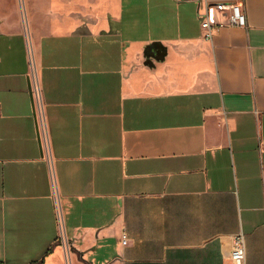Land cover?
Masks as SVG:
<instances>
[{
  "label": "crops",
  "instance_id": "1",
  "mask_svg": "<svg viewBox=\"0 0 264 264\" xmlns=\"http://www.w3.org/2000/svg\"><path fill=\"white\" fill-rule=\"evenodd\" d=\"M221 4L248 27L207 40ZM240 232L264 264V0H0V264H234Z\"/></svg>",
  "mask_w": 264,
  "mask_h": 264
},
{
  "label": "built area",
  "instance_id": "2",
  "mask_svg": "<svg viewBox=\"0 0 264 264\" xmlns=\"http://www.w3.org/2000/svg\"><path fill=\"white\" fill-rule=\"evenodd\" d=\"M217 8L220 14L219 22L216 24H212L209 20L208 13H206V17L202 23V29L204 30V37L207 40L212 39L214 30L219 27H238L245 29L248 27L247 16L242 4H221L218 5ZM31 79H32L33 93L36 102L37 115L41 126L40 129H41L42 142L48 153L49 137H48L44 111L42 107L41 89L36 74V70L33 64H32ZM47 159L51 163L50 155H48ZM58 217L61 223V214L59 210H58ZM127 241L128 240L126 238V235H124L123 244L126 245ZM231 259L234 262V264H245L246 262V237L242 232L232 237Z\"/></svg>",
  "mask_w": 264,
  "mask_h": 264
},
{
  "label": "rangeland",
  "instance_id": "3",
  "mask_svg": "<svg viewBox=\"0 0 264 264\" xmlns=\"http://www.w3.org/2000/svg\"><path fill=\"white\" fill-rule=\"evenodd\" d=\"M39 128H41V126Z\"/></svg>",
  "mask_w": 264,
  "mask_h": 264
}]
</instances>
